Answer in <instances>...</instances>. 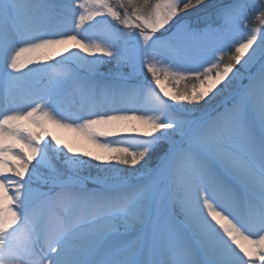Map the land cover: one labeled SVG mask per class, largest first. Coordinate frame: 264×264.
Here are the masks:
<instances>
[{
	"label": "snow or ice",
	"instance_id": "1",
	"mask_svg": "<svg viewBox=\"0 0 264 264\" xmlns=\"http://www.w3.org/2000/svg\"><path fill=\"white\" fill-rule=\"evenodd\" d=\"M0 264H264V0H0Z\"/></svg>",
	"mask_w": 264,
	"mask_h": 264
},
{
	"label": "rangeland",
	"instance_id": "2",
	"mask_svg": "<svg viewBox=\"0 0 264 264\" xmlns=\"http://www.w3.org/2000/svg\"><path fill=\"white\" fill-rule=\"evenodd\" d=\"M85 55H86V54H85ZM181 86H183V82H182L181 85H178V87H181ZM165 87L168 88V90H169L170 92L172 91V89L170 88L169 85L165 84ZM157 91H158V89H157Z\"/></svg>",
	"mask_w": 264,
	"mask_h": 264
},
{
	"label": "bare ground",
	"instance_id": "3",
	"mask_svg": "<svg viewBox=\"0 0 264 264\" xmlns=\"http://www.w3.org/2000/svg\"><path fill=\"white\" fill-rule=\"evenodd\" d=\"M84 55H85V54H84ZM76 99L79 100L78 97H77ZM143 101H144V103H147V102H148V101H147V98H145Z\"/></svg>",
	"mask_w": 264,
	"mask_h": 264
}]
</instances>
